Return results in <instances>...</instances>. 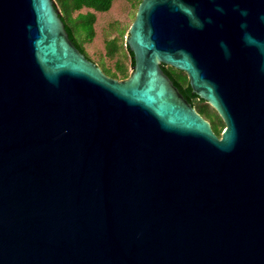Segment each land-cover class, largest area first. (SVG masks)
Wrapping results in <instances>:
<instances>
[{
    "label": "water",
    "instance_id": "1",
    "mask_svg": "<svg viewBox=\"0 0 264 264\" xmlns=\"http://www.w3.org/2000/svg\"><path fill=\"white\" fill-rule=\"evenodd\" d=\"M262 17L264 0H141L118 79L54 0H0V264H264Z\"/></svg>",
    "mask_w": 264,
    "mask_h": 264
},
{
    "label": "trees",
    "instance_id": "2",
    "mask_svg": "<svg viewBox=\"0 0 264 264\" xmlns=\"http://www.w3.org/2000/svg\"><path fill=\"white\" fill-rule=\"evenodd\" d=\"M56 6L61 13V20L64 23V27L68 32V35L73 40V43L83 52L89 59L92 57L87 53L84 43L93 40L95 36V30L93 23L96 18L95 11H107L110 9L113 0H54ZM141 0H136V8ZM84 7L88 8L87 11H81ZM92 9V10H89ZM137 10V9H136ZM78 13L74 15L75 12ZM136 13V12H135ZM135 17V16H134ZM128 35L127 29H118L116 34L106 39V54L109 57H113L118 54L113 69L106 67L103 63H97L102 65L105 72L117 78H125L128 76L131 65L133 64L131 51L126 45L125 35ZM129 59V62L127 61ZM94 61V60H93ZM95 62V61H94ZM128 62V63H127ZM164 71L170 78L179 86L183 93L197 108L199 113L209 120L212 128L218 135L221 134L225 123H223L221 117L218 115L216 109L210 105V103L192 92L189 79L184 71L176 69L170 65L160 64Z\"/></svg>",
    "mask_w": 264,
    "mask_h": 264
},
{
    "label": "rangeland",
    "instance_id": "3",
    "mask_svg": "<svg viewBox=\"0 0 264 264\" xmlns=\"http://www.w3.org/2000/svg\"><path fill=\"white\" fill-rule=\"evenodd\" d=\"M135 4L136 0H113L110 9L107 11H95L96 18L93 23L95 36L93 40L84 43L87 53L95 62L103 63L104 66L113 69L118 54L113 57L106 54V39L116 34L118 29L128 28L135 16L137 9ZM87 10L88 8L84 7L81 11ZM77 13L78 11L74 15ZM127 61L129 62V59ZM99 66L104 70L101 64Z\"/></svg>",
    "mask_w": 264,
    "mask_h": 264
},
{
    "label": "clouds",
    "instance_id": "4",
    "mask_svg": "<svg viewBox=\"0 0 264 264\" xmlns=\"http://www.w3.org/2000/svg\"><path fill=\"white\" fill-rule=\"evenodd\" d=\"M245 15H246V13H245ZM262 19H264V17H262ZM222 47H224V46L222 45Z\"/></svg>",
    "mask_w": 264,
    "mask_h": 264
},
{
    "label": "flooded vegetation",
    "instance_id": "5",
    "mask_svg": "<svg viewBox=\"0 0 264 264\" xmlns=\"http://www.w3.org/2000/svg\"><path fill=\"white\" fill-rule=\"evenodd\" d=\"M220 135H221V134H220ZM220 135H219V136H220Z\"/></svg>",
    "mask_w": 264,
    "mask_h": 264
}]
</instances>
